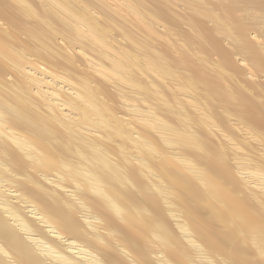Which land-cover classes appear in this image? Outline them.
I'll return each mask as SVG.
<instances>
[{
	"label": "bare ground",
	"instance_id": "bare-ground-1",
	"mask_svg": "<svg viewBox=\"0 0 264 264\" xmlns=\"http://www.w3.org/2000/svg\"><path fill=\"white\" fill-rule=\"evenodd\" d=\"M0 264H264V0H0Z\"/></svg>",
	"mask_w": 264,
	"mask_h": 264
}]
</instances>
